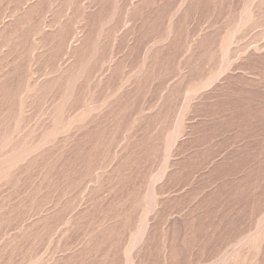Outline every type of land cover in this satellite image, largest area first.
<instances>
[{"label":"rangeland","instance_id":"obj_1","mask_svg":"<svg viewBox=\"0 0 264 264\" xmlns=\"http://www.w3.org/2000/svg\"><path fill=\"white\" fill-rule=\"evenodd\" d=\"M0 264H264V0H0Z\"/></svg>","mask_w":264,"mask_h":264}]
</instances>
